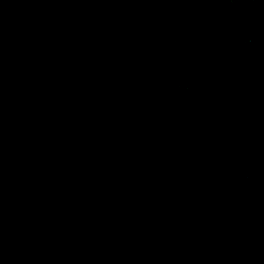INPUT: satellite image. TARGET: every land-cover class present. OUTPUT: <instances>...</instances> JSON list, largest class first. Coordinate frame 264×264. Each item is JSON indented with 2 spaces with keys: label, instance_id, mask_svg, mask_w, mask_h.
<instances>
[{
  "label": "water",
  "instance_id": "water-1",
  "mask_svg": "<svg viewBox=\"0 0 264 264\" xmlns=\"http://www.w3.org/2000/svg\"><path fill=\"white\" fill-rule=\"evenodd\" d=\"M0 264H264V0H0Z\"/></svg>",
  "mask_w": 264,
  "mask_h": 264
}]
</instances>
